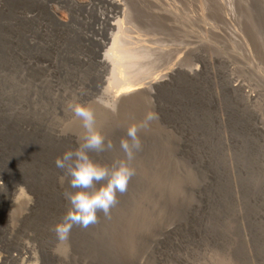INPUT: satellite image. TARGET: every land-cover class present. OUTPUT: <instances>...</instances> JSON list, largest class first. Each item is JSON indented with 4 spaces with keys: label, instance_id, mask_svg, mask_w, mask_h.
I'll use <instances>...</instances> for the list:
<instances>
[{
    "label": "rangeland",
    "instance_id": "rangeland-1",
    "mask_svg": "<svg viewBox=\"0 0 264 264\" xmlns=\"http://www.w3.org/2000/svg\"><path fill=\"white\" fill-rule=\"evenodd\" d=\"M130 1L126 35L137 39L149 33L135 23L146 10ZM177 1L179 24L169 30L155 22L153 29L178 36L177 42L199 30L205 40L202 73L178 78L156 98L115 105L118 82L76 26L59 24L48 13L54 0H0V202L11 199L0 214L19 229L15 243L22 245L12 264H264V134L246 102L227 89L222 65L212 61L245 52L244 66L257 63L261 72L244 76L259 80L262 89L264 12L258 3L244 12L234 34L241 44L232 49L219 42L224 10L218 0ZM139 2L145 7L150 0ZM181 63L193 69L200 62L190 54ZM69 102L90 107L97 129L114 144L91 154L109 168L126 161L120 140L129 126L148 111L159 119L139 133L142 149L128 162L135 175L127 191L117 193L110 217L98 212L96 224L74 226L68 240L59 241L52 229L69 207L63 193L73 189L55 160L84 135ZM251 108L264 109V101Z\"/></svg>",
    "mask_w": 264,
    "mask_h": 264
},
{
    "label": "bare ground",
    "instance_id": "bare-ground-1",
    "mask_svg": "<svg viewBox=\"0 0 264 264\" xmlns=\"http://www.w3.org/2000/svg\"><path fill=\"white\" fill-rule=\"evenodd\" d=\"M126 1L127 0H54V6L48 3L46 9H48V13H52L57 23L76 26L78 35L87 42H90V45L94 47L96 52L94 51L92 53H97V60L100 62L103 69H105L104 71L107 72L108 77L118 82L119 86L114 88L116 90L114 96L115 105H120L127 99L134 100L139 97H144V95L156 98L162 87L171 86L173 83L177 82L180 77L189 80L198 78L205 65L204 55L202 56V52L204 51L202 40L204 39H202V34L199 30H194L192 28L194 30V33L192 32L193 36L187 39H178L179 42H177L175 40L178 36L173 40L172 37H168L164 34L163 36L158 35L154 30L155 28L153 29L155 22L161 23V25L167 27L169 30L173 27L175 28V26L179 24L178 21H180L179 19H181V17L178 12L181 6L178 1L150 0L149 5L143 7V3L145 2L140 4L139 0H132V2L134 1L132 5L135 6V9L138 6L143 13L144 10H146L147 18L145 17L146 19L144 18V20L136 21L137 27L142 31H145L147 28L149 32L141 38L136 37L137 39L126 35L128 29L132 26L128 20H126L129 11L128 7H126ZM218 1L223 5L224 10L222 12L223 14L221 13L223 15L221 17L224 19L221 18L222 22L218 26V36H220L219 42L224 44L225 47L229 46L234 49V45L238 47L241 44V40H239V38H234L236 37L234 34L237 31L238 23L243 21L241 18H243L244 12H246L247 9L249 11L250 8H253L251 4L256 5L257 3L264 12V0ZM245 2L247 3L246 5ZM219 9L222 10L221 8ZM130 16L131 14L129 17ZM149 16L151 18H149ZM198 27L202 28L203 26ZM179 35L182 34L179 33ZM242 36L239 37L242 39ZM206 48L207 47H205V49ZM146 49L149 50L146 52ZM244 53H231V57L218 56L215 59L212 58V61L213 63L222 65V75L227 89L233 91L237 97L246 102L247 106L250 107L252 111V119L257 132L264 134V109L251 108V105H259V103L264 101V90H262L264 87L261 89L262 85L258 83L259 80L255 81L253 77H251L252 80L250 78L246 79L244 76V74L249 75V73L251 75V72H255L258 76L261 69L257 63L245 67L244 65L248 57L247 54ZM190 54H193L196 61L200 62L198 63L199 66L193 69H187L181 63L183 59ZM233 71H237L243 75H235ZM243 100L242 102H244ZM3 188H5V186L3 187V185H0V195L1 191L4 190ZM10 203L11 199L9 197L4 199L2 196L0 212L4 210V212L7 213L8 209H10ZM1 217L3 216L0 214V264H12L13 260L17 259L21 253L22 245H17L15 243V241H17L19 229L7 226V224L4 223L6 220L2 221ZM24 250L28 254L27 246H25Z\"/></svg>",
    "mask_w": 264,
    "mask_h": 264
},
{
    "label": "clouds",
    "instance_id": "clouds-1",
    "mask_svg": "<svg viewBox=\"0 0 264 264\" xmlns=\"http://www.w3.org/2000/svg\"><path fill=\"white\" fill-rule=\"evenodd\" d=\"M67 108L81 122L84 129L82 142L73 150L63 153L55 160V165L68 177L69 188L63 193L69 207L52 229L59 241H67L74 226L88 228L98 222V212L110 217L111 209L118 203L117 193L127 191L129 180L135 170L129 163L142 149L139 133L149 128L151 122L159 119L158 113L148 111L144 119L126 129V137L120 140V148L126 161L115 162L111 168L92 158L110 151L114 144L97 129L94 111L86 104L69 102ZM115 111V109H113Z\"/></svg>",
    "mask_w": 264,
    "mask_h": 264
}]
</instances>
